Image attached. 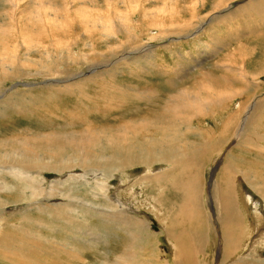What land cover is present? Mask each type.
Wrapping results in <instances>:
<instances>
[{"label":"bare ground","instance_id":"6f19581e","mask_svg":"<svg viewBox=\"0 0 264 264\" xmlns=\"http://www.w3.org/2000/svg\"><path fill=\"white\" fill-rule=\"evenodd\" d=\"M96 1L63 0V5L59 7L61 9L56 6L54 9L49 8L50 10L42 9L49 6L48 0L46 5H38L36 10H32L31 4L24 7L23 21L29 22L35 33L33 30L28 31L25 25L16 35L15 30L9 26L5 32L10 33L11 38L0 40L4 48L1 50L0 59L5 60L7 64L12 61L21 62V67L13 73L6 72V66L0 62L1 103H14L15 114L19 116L22 114L24 118H28L26 116L28 115L38 121L39 96L35 94L37 97H30L35 92L34 89L46 87L51 91L54 88L59 90L62 88L64 92H70L73 85L79 81L81 83L90 74H94L90 79H97L115 71H119V74L123 72L125 75L128 69L143 72L142 63L151 66L148 60L151 59L154 53L151 52L156 46L153 39L157 41L166 38L172 41L170 43L191 38L196 41L200 32L205 31L206 26L211 25L213 21L206 22L207 19L205 22L196 21V11L194 12L186 2L184 3L187 7L177 5L170 11L165 5L162 9L148 7L142 10L143 16L140 17V4L130 7L128 1L123 0L125 7L120 10L117 5L113 7L110 0H107L106 9L102 12L95 10L98 7ZM31 2L32 0H28V3ZM133 2L135 3L131 0V3ZM153 3L159 5L157 1ZM192 4L194 6V3ZM41 12L46 15L44 20L39 18ZM206 18H209L208 15ZM44 21L48 22L50 32L46 28L40 31L41 26L36 28V23L41 24ZM42 25L44 27V23ZM144 36L148 42L143 40ZM47 37L52 38V41L45 43L43 40ZM113 41L115 45H110ZM203 45L205 44L197 42L193 52L189 50L192 52L191 64L189 62L177 64L185 73L180 78L176 77L178 70L166 66L165 69L174 74V78H178L175 79L178 85L183 84L192 73L195 74L213 57V53L219 50L216 48L213 51L210 46ZM103 47L105 50L100 51ZM48 48L53 50L52 59L42 51ZM74 49L78 50L73 53ZM177 51L181 55L186 53L185 48ZM241 51L239 47L233 54H228L220 61L211 62L210 67H216L217 71L214 73L219 75L213 76V73L207 72L191 90L187 87L180 91L178 95L181 101L174 113L169 111L171 103L168 93L174 88L171 86L174 81H170L169 85L164 84L167 91L163 93L157 88H150L148 84H140L139 88L131 85L130 88H136L137 101L145 104L148 113L144 117L136 115V118L124 122L125 124L113 118L111 121L116 126L111 124L98 130L88 129L70 135H61L59 131L54 134L56 132L46 133L42 130L34 132L33 129H29L22 140L15 144L8 140L7 135L11 129L6 128L8 131L5 129L7 134L3 137L7 139L0 140V264H72L69 262L75 255L81 256L85 251L96 247V243L101 244L105 252L101 264H199L193 259L191 252L206 243L199 236L204 224L203 216L200 214L202 195L198 177L190 179V182L184 185V190L189 196L186 203L184 202L183 209L181 208L182 211L174 222L163 223L161 227L164 225L165 227L157 235L149 232L151 223L140 215L141 210L132 202L138 194L133 187L140 181L149 182L151 178L164 177L169 168L187 170L189 166L192 169L197 166V158L210 154L212 149L226 143L231 144L234 141L236 145L246 144L251 149L256 147L254 146L256 142L264 143V119L260 116L264 114V102H257L256 95L253 97L251 94L258 88L256 82L258 77L251 76L246 71L245 64H242L244 61L227 60L240 56ZM79 52L85 64H92L89 74L80 72L76 77L60 79L59 76L66 73L61 67L66 61L75 65L78 62L76 54ZM46 60H52L56 68L53 65L52 69L49 66L45 71L42 70L40 65L47 66ZM186 67L188 68L185 69ZM52 70L55 73L54 77L59 79L49 77L50 80L47 79L40 84L44 86H38L37 82L27 83L28 78L41 76L42 72L48 74L47 72ZM12 83L18 89L13 94L5 95ZM154 83L160 84L162 81L155 80ZM18 84L23 87L21 91ZM192 92L197 96L191 98ZM51 94L55 95L54 92ZM162 94L167 98L160 99V96L163 97ZM205 96H211V99L204 102ZM28 97L32 99L31 104L26 103ZM238 99L241 106L238 105ZM231 103L234 107L238 103L236 108L240 106L242 119L240 118V123H237V131L231 132L226 139L224 135L229 134L227 133L229 128L234 126L233 118L230 120L229 117ZM0 115L6 116L9 120L3 105H0ZM213 119L225 125L228 131H220L217 136L213 135L209 127L210 132H197V126L199 128L206 120L212 122ZM233 156L227 154L223 159L219 177L221 186L216 182L213 191L218 215L216 231L223 247L219 256L221 262L217 264H264V252L262 253L264 227H258L264 221V183L256 178L258 174H264V171L257 173L254 169L239 170L238 160ZM137 167L144 170L140 176L134 173ZM73 170L83 173L80 177L83 178L81 183L77 182V176L74 174H71L69 179L64 178ZM90 173L94 176H87ZM44 184L49 186L59 184L63 191L52 205L45 206L40 201ZM112 186L115 187L114 193L108 190V187ZM243 186L253 191L256 197L245 191ZM89 194L91 200L88 198ZM158 204L161 207L164 205ZM91 219L98 220L101 230L107 229L106 232L99 234L97 229L88 228L86 224ZM258 220L260 223L257 222L258 225L253 226ZM160 221L163 222L161 219ZM168 224L172 227H168ZM186 224L191 226L187 227ZM113 231L116 234H113ZM111 232L113 239H117L114 241L113 249L108 248L112 246L109 241ZM161 234L172 250L171 258L166 260L158 254L150 256L152 248H157L153 245L154 241L162 240L159 236ZM242 235L246 239L245 242ZM122 239L128 240L129 243L123 245ZM53 241L65 242L57 248H52L49 242ZM114 252L117 257L114 255L111 262L109 257Z\"/></svg>","mask_w":264,"mask_h":264},{"label":"rangeland","instance_id":"374dc122","mask_svg":"<svg viewBox=\"0 0 264 264\" xmlns=\"http://www.w3.org/2000/svg\"><path fill=\"white\" fill-rule=\"evenodd\" d=\"M104 1L105 0H97L96 3H98V7H96L95 10L102 11V12L105 11L107 0L105 2ZM124 1L125 2L128 1V3L130 4V7L132 6L136 7L138 4H140V9H139L141 10L139 12L140 17L141 15L143 16L142 10L143 9L146 10V8L148 7H151L152 9H162L164 8L163 6L165 5L167 6V8L169 7L168 10L170 11L172 8H174L177 5L179 6L183 5L187 7V4H188L189 7H192L194 12L196 11L195 12L196 21L205 22L206 19H207L206 22L212 21V20L213 21L211 25L206 26L205 31L204 30L202 31L203 33L200 32L199 38L196 41L191 38V39H188V40L186 39L182 41L176 40L175 42L170 43L172 41L166 38L163 39L164 41L163 40L155 41L156 39H153L152 41L154 42L153 44H156L155 46L156 48L154 47L153 51L151 52V53L153 52L154 53L152 54L151 59L148 60V62L149 61L151 62V66L148 63L147 65V64H143L140 61L142 65L144 66L143 72H136L134 69H128L125 75H123L124 74L123 72H120L119 74V71L118 72L115 71V72H110L109 75L103 78H97V79L93 78L94 80L90 79L91 77L94 76V74H90L89 75L90 77L87 76V78H84L85 80L81 82L82 84L79 81L77 84L73 85V87H71L70 92H64L62 88H60V90L59 88L57 89L54 88L51 91H49V89L46 87H38L37 89H34L35 92L32 95H30V97L32 98L33 96V98H35L39 96V100H38L39 104L37 105H39L40 119L38 121L33 120L28 115H26L28 118H24L23 117L24 115L22 114L20 116L15 114L13 110L15 106L14 103L3 104L0 102V105H3L5 107L7 115L9 116L8 117L9 120H7L6 116L3 117L2 115H0V125H1L0 126V140H2L3 138L7 139L3 137V135L7 134L8 130L6 128L11 129L10 134L7 135L8 140L11 143L15 144L19 142L20 140H22V138L27 133V131H29V129H33L34 132H38L40 130L45 131L46 133L56 132L54 134H57V132L59 131L60 133L59 132L58 133L61 135H66V134L70 135L75 132L82 133L84 131H87L88 129L90 131L98 130V129L107 127L108 125H111V124H113V126H116L112 122L113 118L119 119L120 121H122V123L124 122L127 123L128 121H132L133 120L132 118H136V115H141L144 117L145 114L148 113L145 107V104L143 102H138L137 101L138 98L135 97L136 96L135 93L137 92L135 89L139 88L140 84H148L150 85V88H157V90L163 93L167 91L166 89H164L165 87L164 84H168V82L174 81V83L171 84V86H174L173 91L171 93H168V97L171 103L169 111L170 113H174L178 108L177 104L181 101L178 93H180V91L184 90L187 87H189L191 90L197 84L199 80H202L204 78V75L207 72L209 74L213 73L214 74L213 76L219 75V74H215L217 71V68L216 67L211 68L210 63L213 62L214 60L220 61L222 58H225L228 54L230 55L233 54L235 50H238L239 47L242 50L241 51L242 54L240 56L239 55L237 57L234 56V58H230L227 60H231L232 62L244 61L242 64H245L246 71L249 72L251 76H255L256 78L258 77L257 78L258 80H256V82L258 83V88L256 89V91L254 92L252 91L251 94L253 97L256 95L257 102L259 103L264 102V0H252L253 2L251 0H200V1L199 0H184V1L183 0H133L135 1V3L134 2L131 3V0H124ZM124 1L123 0H118V1L110 0V2L113 4V7L117 5L120 10H123V8L125 7ZM153 1H157L159 5L154 4ZM62 2L63 0H51V1L48 0V3H47V0L45 1L44 0H32L31 3H28V0H10V1L0 0V27L2 29L0 30V40L11 38V36H9L10 33L5 32V30H8L10 27L15 30L16 35L19 34V32L25 27V25H27L28 31L33 30V26H30L28 24L29 22L24 23L23 21V10L27 4L29 5L31 4L30 6L33 7L32 10H36L38 5H43V4L46 5L45 3L47 4L50 3L49 6L48 5L45 6V9L42 8L43 10H47V9L50 10L49 8L54 9L56 6L59 8L60 5H63ZM184 2H186L187 4ZM192 3H194V6ZM260 3H263V4H260ZM88 6L90 7V5ZM12 8H14L15 10ZM219 8H221L222 10L220 9L219 11ZM89 10H91V7ZM113 11H115V9H113ZM27 15H29V13H27ZM207 15L209 18H206ZM45 16L46 15L41 12V16L39 18L40 19L42 18V20H44ZM199 16L204 17L205 19L200 18ZM20 22L22 23V25ZM43 23H44V27L42 25ZM43 23L41 24L36 23V28L38 29L41 26L40 31L43 28H46L50 32L48 22L44 21ZM46 25L48 27H46ZM33 32L35 33V30H33ZM51 33H52V29H51ZM51 39L47 37L46 40H43V41L47 43L49 41L51 42L52 41ZM146 39L147 37L144 36L143 40L147 41ZM197 42L198 44H205L203 46H210V49L212 48L213 51H215L216 48L219 50L215 51L213 53V57L210 58V60L207 63L203 64L202 66L203 69L201 67L199 70L195 72V74L192 73L190 75V77L192 78L189 77L185 79V82L183 84L178 85L176 81L178 78L177 79L174 78V74L172 75V73L169 70H166L165 68L167 67L173 68V69L175 68L176 70H178L176 77L180 78V76H183L185 74L184 70H180L177 64L178 63L183 64L186 62H189L190 64L192 63L193 59H192L191 53L193 52L195 44H197ZM114 43L115 42L113 41L110 45H115ZM215 45L218 47H216ZM183 48L186 49V53L181 55V53L177 50H183ZM3 49H4L3 45L1 46V43H0V53H1V50ZM103 49L105 50V47L101 48L100 51ZM77 50L78 49H74L73 53L76 52ZM171 50H173L174 52ZM189 50L192 52H190ZM207 50L209 49L207 48ZM42 51L46 54V56L48 55L47 56L48 58L49 57L50 59L53 58V50L51 48L42 49ZM124 51L126 50H122V52ZM76 55H77V57L75 56L76 60H78L76 64L81 63V65H76V64L72 65L70 61H66V64L61 67L62 69L63 68L65 69L66 73L60 75L59 76L60 79H64V78L69 79L74 76L76 77V75H78L80 72L89 74V70L92 64H89V65L85 64V60L80 55V52L79 54L77 53ZM239 57H242V58L240 59ZM0 62L4 67L6 66L5 71L8 73H13L21 67L20 61H12L7 64L5 60L0 59ZM45 64H47V66L40 65L41 69L44 71L49 66H50L49 67L50 69H52L53 65H54L53 67L56 68L52 60H46ZM68 67L70 68L69 70H68ZM237 67H239V64L237 65ZM187 68L188 67H186L185 69ZM47 73L48 74L42 72L43 74L41 75L42 77L41 76L35 77L34 76L35 73H34L33 74L34 77L28 78L27 83L35 84L37 82L36 84L38 86H44L40 84L44 83V81H46L47 79L48 80L59 79V78L54 77L55 73L53 72V70L51 72L48 71ZM192 75H194V77ZM1 78H2V75L0 73V79ZM155 80H160L162 81V83L160 84L156 83L157 84L156 85L154 83ZM131 85L138 86V87L130 88ZM14 86L15 85L13 83L11 85V88L7 86V88L9 89L6 90L7 93L5 95L13 94L15 90L18 89V87H14ZM22 89L23 87L19 86V91H21ZM122 89H124L125 92ZM52 92H54L55 95L54 94L52 95L51 94ZM0 94L2 93L0 92ZM162 96L163 97L160 96V99L167 98L165 94H162ZM196 96H197L196 93H193V92L190 93L191 98H194ZM30 97L26 99L27 104H31L32 102V99ZM51 98L52 100H50ZM210 99H211V96L203 97L204 102ZM237 102L239 104L236 103L235 107L233 106L232 103L230 105L232 106L230 107V114L232 115L229 114V117H230V120L233 118V121H234V126H232V128L231 127L229 128L230 132L228 131L227 127H224L225 125L219 124L220 122L219 121L217 122L216 119H213L212 122H210V120H206L201 127L199 126V128L197 126L196 127L197 132L199 133L200 132L201 133L210 132V129H212L213 135L217 136L222 131L223 132L228 131L227 133L229 134L224 135L227 139L228 136L231 135V132L233 133L237 131V128H238L237 123L239 122V119L242 117L241 115L242 110H240L239 108L241 106V102L239 99L237 100ZM237 104L240 105L238 108H236ZM135 110H137V112ZM260 116L262 119H264V114H260ZM30 122H32L36 126H33V124H31ZM4 124H7L8 126H4ZM241 127L242 126H240V128ZM231 139H229L228 142H230ZM254 146L256 147L254 149H251L249 145H246V144L236 145L234 141L231 144L226 143L222 146L217 147L216 149H212L210 154L202 156L201 158H197V166L192 169H190L191 167L189 166H187L188 167L187 170L185 168H182V169L169 168V170L166 172V174L162 178L154 177V178H151L149 182L140 181L139 182L140 184L139 183L135 184L133 189L136 191V194L138 191V194L137 196H135V199L132 200V202L136 204L139 210H141L140 215L143 216L146 221L151 223V226L149 227V232H151L154 235L160 234V231H162V228L165 227V225L161 227L163 223H166V222L172 223L175 221L178 214H180V212L182 211L184 204L186 203L188 196H189L188 192L184 190L185 189L184 185L190 182V179L192 178L196 179L198 177L197 180L199 181L201 185L200 194L202 195V198L200 201L202 205L200 214L201 216H203L202 223L204 224V228L200 229L201 234H199V236L202 237L206 243L205 245H202L201 248L199 247L197 249L194 248V251L193 250L191 251L190 250L191 247H190L189 251L193 253V257H194L193 259L197 261L199 264L211 263V261L213 262V264H217L218 262H221V258L219 256L221 254V250L223 249V247L221 245V238L217 234V231H216V229H218L217 228L218 227V224H217L218 215H217V210H216V204L214 202V192H213L214 185L217 182L218 186H221L220 185L221 181L219 177L221 175L220 172L223 168L222 167L223 159L226 157L227 154H232L235 156V158L238 160L237 164L239 166V170L245 171L247 169L249 170L254 169L256 170L257 173H260L261 171L263 172L264 171V143L256 142ZM143 171L144 170L141 167H137L135 168L134 173L140 176L143 174ZM71 174H74L75 176H77V182L81 183L83 181V178H80L81 175H83V173L81 171L77 172V170L70 171L69 174H67L64 178L69 179ZM263 175L264 174H258V176L256 177L262 183H264ZM87 176L92 177L94 176V174L90 173V174H87ZM243 187L245 191L250 192L252 196L256 197V194L253 191H250V189L247 186H243ZM108 190L114 193L115 187L114 186L108 187ZM163 190L165 193L163 192ZM62 192L63 191L59 184L53 185V186L44 184L43 193H42V197L40 198V201L45 206L52 205L55 202V200L58 198V195H62ZM90 196L91 195L89 194L88 198L91 200ZM158 203H162L164 205L161 207ZM160 219L163 222H161ZM186 222L189 223L188 220H186ZM257 222L260 223V220L255 221L253 223V226L257 224ZM98 223H99L98 220L91 219L86 224V226L88 228L97 229L99 234L105 233L107 229L102 231L100 228L101 226ZM186 226L189 227L191 225L186 224ZM262 226L264 227V221L262 222L261 226L258 225V227H262ZM168 227H172V225L168 224ZM173 232L175 233L176 230H173ZM113 234H116V233L113 231ZM159 236H161L162 240L160 242L154 241L153 245H156L157 248L156 249L152 248V250L150 251V256L158 254V255H161L162 259L164 260L169 259L172 256L171 247L163 239L164 238L163 234ZM242 239L244 242L246 241L243 235H242ZM115 240L117 239H113L112 232H111L109 241H111L112 246H109L108 247L109 249L114 248ZM64 242L65 241L49 242V246L52 248H57L59 245L64 244ZM121 242L123 245H126L129 243V241L126 239H122ZM263 252L264 250L262 251V253ZM115 253L116 252L110 254L109 258L111 262L113 261V256L115 255ZM259 253L261 254V251ZM104 254L105 252L103 251L102 245L99 243H96V247L85 251L84 254H82L81 256L80 254L75 255L70 260L69 263H72V264H101L102 261L104 260ZM213 256H214V259H213L214 261L212 260ZM115 257H117V255H115Z\"/></svg>","mask_w":264,"mask_h":264}]
</instances>
